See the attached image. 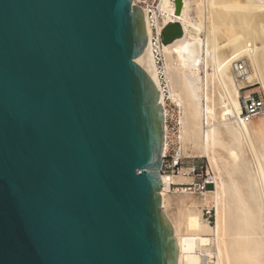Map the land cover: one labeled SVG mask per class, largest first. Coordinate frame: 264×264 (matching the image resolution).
I'll return each mask as SVG.
<instances>
[{
	"label": "water",
	"instance_id": "95a60500",
	"mask_svg": "<svg viewBox=\"0 0 264 264\" xmlns=\"http://www.w3.org/2000/svg\"><path fill=\"white\" fill-rule=\"evenodd\" d=\"M147 45L132 0H0V264H178Z\"/></svg>",
	"mask_w": 264,
	"mask_h": 264
},
{
	"label": "bare ground",
	"instance_id": "6f19581e",
	"mask_svg": "<svg viewBox=\"0 0 264 264\" xmlns=\"http://www.w3.org/2000/svg\"><path fill=\"white\" fill-rule=\"evenodd\" d=\"M181 1L179 14L174 0H158L155 9L143 7L146 32L150 38V15L157 32L169 22L182 27L183 36L159 50L170 97L181 111L180 145L191 157L206 158L222 185L212 179L215 190L201 201L177 197L170 218V185L188 179L162 176V208L174 229L178 264H264V129H254L240 117V90L256 81L264 92V0ZM215 16L222 25L206 23L215 22ZM220 34L227 43H219ZM227 45L231 49L225 54ZM244 55L252 73L245 71L237 79L231 64ZM135 62L156 84L164 107L149 45ZM202 207L215 210L213 227L203 220Z\"/></svg>",
	"mask_w": 264,
	"mask_h": 264
},
{
	"label": "built area",
	"instance_id": "2783aa9c",
	"mask_svg": "<svg viewBox=\"0 0 264 264\" xmlns=\"http://www.w3.org/2000/svg\"><path fill=\"white\" fill-rule=\"evenodd\" d=\"M134 4V3H133ZM136 5L143 7L147 6L145 0H139ZM152 36L148 37V45L151 47L154 54V61L156 68L159 73V79L163 81V65L162 59L159 53L160 47L162 46L160 32H157L155 28V23L150 15L149 17ZM234 71L237 74V79H241L245 68L243 65H235ZM162 84V83H160ZM242 91V90H241ZM241 114L240 117L247 123L252 122L259 116L264 115V101L254 94H241L240 99ZM164 109V150H163V160L160 170L161 180L162 176H173L182 173L183 176L189 177L193 180L199 178L200 183L195 184V192L197 195H203L206 192H210L207 188H214L212 184V176L206 177L201 176L202 166L197 164H191L186 168H182L181 164L185 160V156L182 153L179 130L181 128L180 114L179 111L172 110L166 103L163 107ZM173 184L170 185V187Z\"/></svg>",
	"mask_w": 264,
	"mask_h": 264
},
{
	"label": "rangeland",
	"instance_id": "374dc122",
	"mask_svg": "<svg viewBox=\"0 0 264 264\" xmlns=\"http://www.w3.org/2000/svg\"><path fill=\"white\" fill-rule=\"evenodd\" d=\"M145 1L147 2V6H149L150 9H155L158 5V0H145ZM215 8L218 9L217 7H215ZM192 16L195 17L194 12H192ZM216 17L217 16L213 17V18H215V22L213 19V21L210 20V22L209 21L207 22V20H206V23L207 24L211 23V25H214V26L215 25H217V26L222 25L220 22L221 20L220 19L217 20L218 18L216 19ZM211 25L209 24V27H211ZM220 36H221V34L219 35V38H220ZM201 37L203 38L204 34H201ZM218 40L220 41V42L218 41L219 43H225V42L227 43L228 38L226 37V39H224V40H222V38H220ZM263 42H264V40H263ZM224 49H225V51H224ZM224 49H223V51L225 52V54H227V53H229L231 47L229 49L228 45H227ZM248 62L249 61H248L246 55H244L243 57H241L239 59L234 60L233 63L231 64L232 74L236 75L235 71H234L235 65H243L246 72L252 73V67L250 66V63H248ZM162 65H163V62H162ZM159 82L162 83L160 85L163 89L164 103H166L172 110L179 111V114L181 116L180 107L170 97L164 74H163V81H161L159 79ZM254 82H252L251 84H247L246 85L247 88L242 89V91L240 90V94H242V93L254 94L264 101V92L261 88V85L256 84V81H254ZM240 98H241V96H240ZM251 125L253 126L254 129H257V128L259 129L260 127H262V129H264V115L259 116L258 118L254 119L251 122ZM181 149H182V152L185 156V160H183V162L181 164L182 168H186L187 166H189L191 164H197L199 166H202V172L200 175L203 176V178H204V176H206V177L212 176V179H214V180L217 179V181H215L217 185H220V184L222 185V182L220 179L221 176H219L220 174L218 175L216 168L214 169L213 166L212 167L210 166L211 163L206 158H204L201 155L191 157V155H189V153L183 149L182 145H181ZM179 175H182V173H180ZM179 175H175V176H179ZM183 177L187 178L188 180L183 181V182H178V183L177 182L172 183L173 185L170 187L169 191L167 192V195L170 197V199H169L168 205L166 206V212L170 218H173V216H174L175 200L177 197L188 196V197H191L193 199L198 198V199H196L198 201H201L203 199V196L197 195V193L195 192V188H194L195 184L200 183L199 178L192 181V179L189 177H185V176H183ZM218 182H220V183H218ZM207 189L209 191L215 190V188H213L214 190L213 189L210 190L211 188H207ZM200 210L202 213L201 215H202L203 220H206V222L209 224V226L213 227L214 222H215V210L213 208L208 209L207 207H202V208H200Z\"/></svg>",
	"mask_w": 264,
	"mask_h": 264
}]
</instances>
